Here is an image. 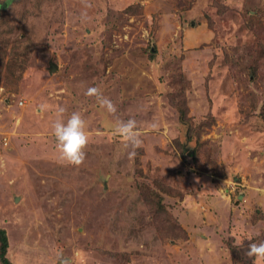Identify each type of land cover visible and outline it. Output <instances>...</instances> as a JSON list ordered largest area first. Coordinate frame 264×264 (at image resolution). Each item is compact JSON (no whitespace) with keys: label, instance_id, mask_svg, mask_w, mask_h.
<instances>
[{"label":"rangeland","instance_id":"374dc122","mask_svg":"<svg viewBox=\"0 0 264 264\" xmlns=\"http://www.w3.org/2000/svg\"><path fill=\"white\" fill-rule=\"evenodd\" d=\"M89 2L85 20L81 0H0L7 258L253 264L247 246L264 241V0ZM57 106L86 120L79 168L58 160ZM129 118L143 141L134 159L113 131ZM158 196L187 243L155 218Z\"/></svg>","mask_w":264,"mask_h":264},{"label":"clouds","instance_id":"9594fccd","mask_svg":"<svg viewBox=\"0 0 264 264\" xmlns=\"http://www.w3.org/2000/svg\"><path fill=\"white\" fill-rule=\"evenodd\" d=\"M85 11H82L81 17L87 19V9L91 8L89 0H81ZM85 95L94 98L95 102L104 109L109 115H115L116 105L103 94L100 87L87 88ZM46 108V105H41ZM67 109L57 106L55 120L52 124L53 136L56 140V150L58 160L67 166L79 168L86 159V149L89 145V132L87 123L80 111H73L70 115ZM155 127V125H153ZM114 135L123 139L126 146L131 148L128 153L130 159L136 156V150L142 146L141 131L134 118L127 120L117 119L114 126ZM246 255L253 258V264H264V241L259 243H249Z\"/></svg>","mask_w":264,"mask_h":264},{"label":"trees","instance_id":"16d2710c","mask_svg":"<svg viewBox=\"0 0 264 264\" xmlns=\"http://www.w3.org/2000/svg\"><path fill=\"white\" fill-rule=\"evenodd\" d=\"M1 24H4V22L1 23ZM5 43L6 42H4V41H0V63L2 62L3 54H5V52H3V48L6 46ZM1 48H2V50H1ZM180 119L182 121L184 120L183 113H180ZM155 202L157 203V206H158L157 210L155 211V215H156L155 218L156 217L157 218L160 217L159 219H161V221L163 220L162 222L164 224H170L173 227H175V229L180 230V232L184 235V237L182 238V242L181 243H183V242L185 243L188 240L187 233L185 234V230L183 231L182 229H179L177 221L175 219L171 218V216H169V211L166 208V205L162 201L161 197L158 196L157 199L155 200ZM228 244H230V245H228ZM228 244H227V246H228L229 250H231V251L233 250L234 251L236 246H234L232 243H228ZM230 246H232V247H230ZM7 249H8L7 234H6V232L3 229L0 228V264H12L10 262V260L7 258Z\"/></svg>","mask_w":264,"mask_h":264},{"label":"water","instance_id":"95a60500","mask_svg":"<svg viewBox=\"0 0 264 264\" xmlns=\"http://www.w3.org/2000/svg\"><path fill=\"white\" fill-rule=\"evenodd\" d=\"M56 68H57V66H56L54 63H50V64H49V70H50L51 72H55Z\"/></svg>","mask_w":264,"mask_h":264}]
</instances>
